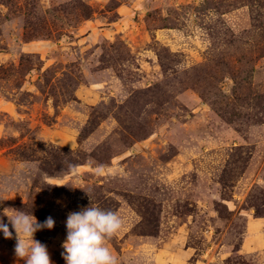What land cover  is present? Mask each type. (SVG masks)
I'll return each mask as SVG.
<instances>
[{
  "label": "rangeland",
  "instance_id": "374dc122",
  "mask_svg": "<svg viewBox=\"0 0 264 264\" xmlns=\"http://www.w3.org/2000/svg\"><path fill=\"white\" fill-rule=\"evenodd\" d=\"M92 201L120 264H264V0H0V264Z\"/></svg>",
  "mask_w": 264,
  "mask_h": 264
},
{
  "label": "clouds",
  "instance_id": "9594fccd",
  "mask_svg": "<svg viewBox=\"0 0 264 264\" xmlns=\"http://www.w3.org/2000/svg\"><path fill=\"white\" fill-rule=\"evenodd\" d=\"M90 198L92 200L91 194ZM9 221L16 231L15 255L22 258L24 264H53L47 245L35 239L37 230L55 226L51 215L39 222L32 213L18 210L16 215H9ZM65 223L67 232L61 255L66 264H120L107 245L123 227L124 220L119 213L94 206L92 201L90 206L70 212ZM0 231L5 237L13 235L2 220Z\"/></svg>",
  "mask_w": 264,
  "mask_h": 264
}]
</instances>
